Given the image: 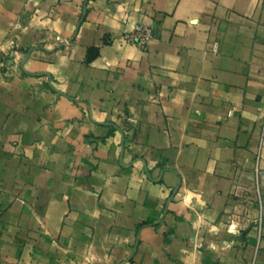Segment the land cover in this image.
I'll use <instances>...</instances> for the list:
<instances>
[{
  "label": "crops",
  "instance_id": "crops-1",
  "mask_svg": "<svg viewBox=\"0 0 264 264\" xmlns=\"http://www.w3.org/2000/svg\"><path fill=\"white\" fill-rule=\"evenodd\" d=\"M0 72V264H264V0H0Z\"/></svg>",
  "mask_w": 264,
  "mask_h": 264
},
{
  "label": "built area",
  "instance_id": "built-area-1",
  "mask_svg": "<svg viewBox=\"0 0 264 264\" xmlns=\"http://www.w3.org/2000/svg\"><path fill=\"white\" fill-rule=\"evenodd\" d=\"M155 36L153 26L147 24L145 22H140L136 24L133 30L125 31L122 34V38L128 43L132 45L139 46L140 48H147L148 43ZM2 74V72H0ZM263 219L259 220V229L263 227Z\"/></svg>",
  "mask_w": 264,
  "mask_h": 264
}]
</instances>
